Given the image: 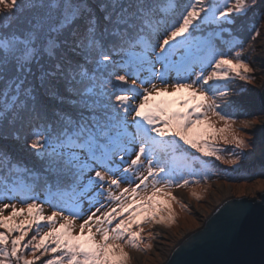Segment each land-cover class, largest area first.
<instances>
[{"label":"snow or ice","instance_id":"6c2138e0","mask_svg":"<svg viewBox=\"0 0 264 264\" xmlns=\"http://www.w3.org/2000/svg\"><path fill=\"white\" fill-rule=\"evenodd\" d=\"M258 8L264 0H0V264H129L143 223L174 221L158 151L182 141L226 164L247 155L255 141L208 94L226 98L230 74L249 79L243 53L231 55L244 47L233 26ZM256 124L264 116L241 127ZM217 140L235 146L229 158ZM41 197L65 207L45 216Z\"/></svg>","mask_w":264,"mask_h":264},{"label":"rangeland","instance_id":"374dc122","mask_svg":"<svg viewBox=\"0 0 264 264\" xmlns=\"http://www.w3.org/2000/svg\"><path fill=\"white\" fill-rule=\"evenodd\" d=\"M234 2V0H231ZM224 0H219V6L223 7ZM261 13H264V8H258L255 15L250 14L245 20L238 21L234 25V30L240 28L249 29L250 33L247 39L244 40L239 35H234V39L243 44V49L236 47L231 53L235 55V51H241L245 62L250 63L253 72L249 74L248 80H242L236 77L235 74H230V79L222 83L227 85L226 91H230L229 95H233V100L236 102L245 103L250 108L240 115H228L227 118L234 121V127L239 128L242 133H247L245 139L248 142L255 141L254 146L249 149H244L247 153L242 157L237 164H226L223 160H218L215 157H206L196 149L180 142L176 148L167 147L158 151V156L162 157L172 169V184L169 191L177 197L176 202L172 204L174 212V221L165 222L163 224L143 223L144 228L142 233V242L139 248L129 246L125 250L129 254V264H161L171 252L175 244L189 231L200 226L209 213L227 196L247 194L256 196L261 191H264V145L261 142L260 128L261 125L256 124L253 128L246 129L241 127V123L245 120L256 121L264 112L259 111L256 106V92L260 88L264 80V66H262V58L264 55V19H260ZM261 33L255 39H251L255 35L253 26ZM246 26V28H245ZM225 39L226 38L225 36ZM226 50V49H225ZM263 51V52H260ZM211 70V69H210ZM132 80L129 79L128 84L131 85ZM137 85L139 81L136 82ZM211 83V82H210ZM246 93V94H245ZM217 104L220 100L218 96L208 94ZM228 95V96H229ZM172 99V97H169ZM211 103V101H209ZM221 116L225 115L216 108ZM209 123L216 128L224 126V121L219 119L213 112H209ZM218 149V155H222L225 159L229 158L234 145H225L222 140L214 141ZM165 144H174L172 138H166ZM239 151V149H237ZM187 179L189 183L184 187L177 188L176 183H182ZM227 188V190H225ZM180 191H185L186 194H180ZM150 194V190H149ZM31 202V201H29ZM42 205L43 214L51 215L54 211L60 212L61 208L53 203L45 202L44 197L37 201ZM64 211V215H68ZM24 219L23 216L18 218ZM58 224L63 222L60 217H57ZM82 220L76 219L74 235H79V224ZM45 222H41L40 230H46ZM36 230V225H33V231ZM32 233H29V237ZM28 237H26V240ZM150 244L151 247H146ZM43 257L42 259H48Z\"/></svg>","mask_w":264,"mask_h":264},{"label":"water","instance_id":"95a60500","mask_svg":"<svg viewBox=\"0 0 264 264\" xmlns=\"http://www.w3.org/2000/svg\"><path fill=\"white\" fill-rule=\"evenodd\" d=\"M256 94V106L264 112V80ZM260 134L264 145V127ZM235 210L243 215L233 221ZM161 264H264V191L224 198L200 226L175 244Z\"/></svg>","mask_w":264,"mask_h":264},{"label":"trees","instance_id":"16d2710c","mask_svg":"<svg viewBox=\"0 0 264 264\" xmlns=\"http://www.w3.org/2000/svg\"><path fill=\"white\" fill-rule=\"evenodd\" d=\"M182 5H185L189 2V0H180ZM175 22V21H173ZM246 28V26H245ZM250 33L249 29H243L240 28L239 30H234V35H239L240 37H242L244 40L247 39L248 34ZM226 38H228L226 36ZM232 90V88H231ZM231 90L229 91V93H231ZM246 94V93H245ZM232 102H235V104L239 105V108H236L235 106H233ZM219 111L223 114H228V115H240L242 112H246L250 107L248 105H246L245 103H241V102H236L233 100V95H229L226 98H224L223 100H220L219 102ZM221 109H223V111H221ZM55 204H57L60 208L61 207H65L64 205H61L59 201H54Z\"/></svg>","mask_w":264,"mask_h":264},{"label":"bare ground","instance_id":"6f19581e","mask_svg":"<svg viewBox=\"0 0 264 264\" xmlns=\"http://www.w3.org/2000/svg\"><path fill=\"white\" fill-rule=\"evenodd\" d=\"M260 52H263V51H260ZM225 190H227V188H226ZM179 193H180V194H186L185 191H180Z\"/></svg>","mask_w":264,"mask_h":264}]
</instances>
